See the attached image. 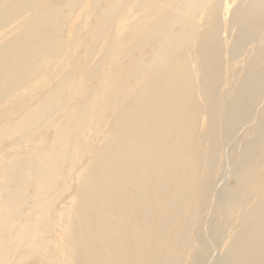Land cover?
Segmentation results:
<instances>
[{
    "label": "bare ground",
    "instance_id": "1",
    "mask_svg": "<svg viewBox=\"0 0 264 264\" xmlns=\"http://www.w3.org/2000/svg\"><path fill=\"white\" fill-rule=\"evenodd\" d=\"M200 4L181 3L152 59L131 61L117 82L124 92L109 96L124 107L104 153L86 171L62 232L68 245L61 264H186L191 246L197 255L190 264H203L212 243L223 248L216 264H264V0H240L231 23L238 25L234 53L259 43L243 78L226 92L217 23L197 43L195 72L176 57L193 34L186 14ZM84 114L91 118L89 110ZM203 115L207 126L201 130ZM228 170L234 181L221 193ZM36 175L41 194L49 180ZM207 208L211 220L202 216ZM5 236L6 246L31 244Z\"/></svg>",
    "mask_w": 264,
    "mask_h": 264
},
{
    "label": "rangeland",
    "instance_id": "2",
    "mask_svg": "<svg viewBox=\"0 0 264 264\" xmlns=\"http://www.w3.org/2000/svg\"><path fill=\"white\" fill-rule=\"evenodd\" d=\"M183 1L0 0V264L65 261L68 244L62 232L69 226L68 216L92 158L104 153L114 118L124 107L125 102L114 104L109 96L124 92V84L117 82L128 75L131 61L152 59ZM215 2L202 0L186 14L193 34L176 57L187 59L195 72L197 43L210 23H217L226 71L221 90L226 92L243 78L259 42L234 53L238 25L231 23L240 0ZM107 72L110 82L105 84ZM85 110L91 118H85ZM206 126L203 115L201 130ZM38 172L49 180L41 194L35 191ZM233 181L228 170L219 191ZM194 206L195 200L189 209ZM202 216L213 219L212 209ZM30 226L32 231L19 233ZM227 232L236 233L229 227ZM5 235L31 244L6 246ZM222 249L212 243V255L203 264H216ZM196 255L191 246L186 264Z\"/></svg>",
    "mask_w": 264,
    "mask_h": 264
}]
</instances>
